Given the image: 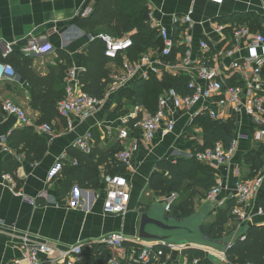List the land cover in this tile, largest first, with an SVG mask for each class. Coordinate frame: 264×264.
Instances as JSON below:
<instances>
[{
    "label": "crops",
    "instance_id": "crops-1",
    "mask_svg": "<svg viewBox=\"0 0 264 264\" xmlns=\"http://www.w3.org/2000/svg\"><path fill=\"white\" fill-rule=\"evenodd\" d=\"M96 0H0V61L8 54L23 53L26 46L52 44L54 50L30 57L32 69L41 76H46L52 66L62 62L58 50L68 52L74 66H82L79 54L86 50L90 41L102 31L116 35L106 26L95 30L81 29L73 21ZM142 8L152 10L155 18L170 30L173 28L172 16L187 13L193 9V26L189 29L191 48L195 55L201 53L200 42L206 40L212 48L231 47L235 27L247 26L254 32L264 33V0H142ZM225 25L224 31L216 32L219 25ZM124 36H131L125 33ZM11 49V51H9ZM259 52H263L259 48ZM250 54L249 46H244L236 55L244 58ZM120 61H110L107 68L111 77L123 72V57ZM233 58L222 55V62L230 66ZM264 77V76H263ZM157 78V77H156ZM160 79V78H158ZM161 77L160 80H162ZM231 82L234 83V80ZM132 85V84H131ZM129 85V86H131ZM128 87V86H127ZM111 93L105 104L92 116L82 118L77 114L69 119H57L53 122V133L35 132L41 139H46L47 148L39 144L27 158L25 142L17 147L11 145L10 137L17 130H24L18 116L6 113L2 104L6 99L12 100L25 110L33 124H37L40 112L32 106V89L23 75L16 71L12 78L0 81V264H24V254L33 244L48 243L56 249L66 250L78 242L97 244L106 234L122 232L126 237L138 236L142 209L159 202L171 206L180 205L190 196L191 190H197L194 197L195 212L205 211L206 223L213 222L220 208H228L234 199L240 170L242 179L263 178L260 194L248 208V220L241 223L234 216L227 224L226 234L230 238L242 239L246 228L252 225H264V144L255 139L254 118L246 112V106L239 112H232L237 121L235 137H238V149L230 165L214 170L215 179H222L223 188L219 196L207 200L208 192L201 185L194 184L191 190L186 185L180 192L158 195L149 186L151 176L159 171L158 163L162 160L177 162L180 158L194 157L204 145V131L207 121L197 118L191 122L186 112L173 108L176 120L175 129L163 134L158 132L153 141H147L140 126H133L145 112H151L143 104L137 105L120 92ZM109 84L106 93L109 92ZM264 97V88L261 92ZM249 100L244 97L243 105ZM212 105L211 101L199 102L194 108ZM139 113V118H132L130 137L126 146L137 142L139 147L133 152L131 166L126 169L130 185V202L124 214H109L104 211L106 198V164L99 167L100 183L97 189L86 188L78 180H73L67 169L54 179H49L48 171L58 159H62L64 168H69L75 159L69 153L76 147L77 138L88 132L93 133L92 149H108L119 143L118 129L126 116ZM223 115V110L221 111ZM221 120V119H219ZM223 121V120H222ZM32 126V125H30ZM18 138L22 136L18 134ZM99 139V142L97 141ZM98 142V143H97ZM120 144V143H119ZM6 148L8 150H6ZM77 148V147H76ZM18 160L20 166L12 171V160ZM126 168V167H125ZM212 169V168H211ZM197 173V172H196ZM199 181L206 175L200 172ZM10 174L14 184L3 179ZM146 195H156L148 202ZM235 226L232 230L230 227ZM207 257L200 264H232L227 259H215L204 250ZM53 258L59 256L57 250L51 253ZM45 257V256H43ZM162 264H190L183 251L172 250L163 259Z\"/></svg>",
    "mask_w": 264,
    "mask_h": 264
},
{
    "label": "built area",
    "instance_id": "built-area-1",
    "mask_svg": "<svg viewBox=\"0 0 264 264\" xmlns=\"http://www.w3.org/2000/svg\"><path fill=\"white\" fill-rule=\"evenodd\" d=\"M93 10V4L83 10V15H89ZM193 9L187 13L172 16L173 28L170 30L162 22L155 18L153 11L148 13V21L155 28L163 41L162 49H151L133 61L128 52L134 41L131 36L114 37L101 33V38L106 45L105 54L112 61L123 57V72L116 74L110 83L111 88L102 99L91 96L84 90L80 82L79 73L82 66H74L68 70L65 97L59 101V113L66 119L70 115L77 114L82 118L94 115L106 102L107 97L123 87H127L137 79L148 80L152 76L164 77L165 74L174 76H189V89L193 92L188 95L180 93L175 88L166 90L159 98V108L156 112H145L135 121L133 126H140L147 141H153L158 132L168 134L175 129L176 120L173 117V108L184 111L191 122L202 115H208L213 120H234L232 112L241 111L246 106V112L255 121V139L264 144V97L261 94L264 88V33L254 32L247 26L235 27L231 47L212 48L206 40L200 42L201 53L195 55L191 48L189 29L193 26ZM225 25H219L216 32H223ZM177 30V37L175 31ZM185 46L184 52L180 50ZM249 46L250 54L244 58L235 55L244 47ZM259 48L263 52H259ZM54 50L52 44L30 45L23 48L26 56L49 53ZM11 51V49L9 50ZM222 55L233 58L228 67L222 62ZM16 70L10 63L0 61V81L12 78ZM234 80V83L231 82ZM249 102L243 105V98ZM211 101L212 105L203 103L194 109L199 102ZM6 113L18 116L23 125H32L42 133H53V127L49 123L33 124L24 109L16 105L12 100L6 99L2 104ZM223 110V115L221 111ZM132 118H139V113L126 116L122 120V126L118 129V140L122 149L115 154V160L126 169L131 166L133 152L138 149L137 142L126 146L130 137V124ZM72 127V122L68 121ZM93 133L90 131L76 139L75 146L89 153L92 149ZM238 137H234L231 144L226 147L223 142H218L212 148L197 151L194 157L214 170L228 166L233 161L238 149ZM6 150H8L6 148ZM64 168L62 159L50 167L49 179H54L61 174ZM239 176L234 199L236 204L232 208V215L241 223L248 220V208L252 201L260 194L263 187V178L257 176L252 179H242L240 170H236ZM4 180L14 184L10 174L3 175ZM106 184V198L104 211L109 214H124L128 211L130 202V185L126 173L107 174L104 176ZM222 179H217L215 186L208 192L206 198L215 200L223 188ZM245 234L242 235V239ZM93 242H78L66 250L56 249L44 242L28 246L24 254V264H85L84 248L92 247ZM97 244L106 245L112 252V256L106 264H162L163 259L172 250L184 251L187 248L158 245L153 242L126 237L122 232H112L104 235ZM57 250L59 256L53 258L51 253ZM45 256V257H43ZM223 259H227L226 256ZM20 264V263H17ZM192 264H200V259H194ZM250 264V263H237Z\"/></svg>",
    "mask_w": 264,
    "mask_h": 264
},
{
    "label": "trees",
    "instance_id": "trees-1",
    "mask_svg": "<svg viewBox=\"0 0 264 264\" xmlns=\"http://www.w3.org/2000/svg\"><path fill=\"white\" fill-rule=\"evenodd\" d=\"M142 0H96L93 4L92 12L84 16L83 11L73 21V24L81 29L95 30L98 27L106 26L116 35L123 37L125 33H131L134 41L129 49L130 58L135 61L141 54L151 49H162L164 44L155 28L148 21L149 10L142 8ZM90 5V4H88ZM87 5V6H88ZM177 30L175 36L177 37ZM111 35V34H110ZM113 36V35H112ZM106 45L99 37L94 38L86 47V50L79 54V59L83 69L79 73L80 82L83 88L91 96L102 99L106 94L108 85L113 81L111 71L107 65L112 59L105 54ZM184 52L185 46L180 48ZM62 62L50 68L46 76L36 73L31 67L30 57L13 52L6 58H1L2 62L10 63L16 71H19L29 82L32 89V106L40 112L37 124L49 123L53 127V122L57 119L66 121V118L59 113L58 103L65 97L68 70L73 67V59L68 52L63 49L58 50ZM117 61H120L118 59ZM190 78L186 75L174 76L165 74L162 80L152 76L150 79H137L131 86L120 92L121 96H127L133 104L144 105L151 112H156L159 108L160 96L170 88H175L184 95L191 94L189 89ZM207 121L204 131V145L199 150L214 147L218 142H223L228 147L235 137L236 124L234 120L222 121L213 120L208 115L197 118ZM18 134L22 136L19 139ZM11 145L17 147L21 141L25 142V150L28 159H34L31 154L37 147L31 144H39L46 149V139H41L33 126L28 125L24 130H17L10 137ZM99 142V139L97 140ZM97 142V143H98ZM122 149L117 143L108 149L95 148L89 153L72 147L69 150L75 162L67 168L68 174L73 180H78L86 188L97 189L100 183V170L102 164H106L107 174L126 173L124 165H120L115 160V154ZM12 171L20 166L18 160H11ZM159 171L154 173L149 182L150 188L158 195H168L180 192L185 188V182L190 181L186 188L191 190L194 184L201 185L209 192L216 184L214 170L203 164L195 157L180 158L177 162L162 160L158 163ZM206 175L199 181L200 172ZM197 172V173H196ZM190 196L180 205H172L171 212L178 217H187L195 213L194 197L197 190H191ZM234 203L230 202L228 208H220L216 218L211 223H205L204 232L212 238L223 239L228 237L227 224L234 217L231 211ZM150 205L143 208L148 209ZM184 255L192 264L194 259L204 260L207 253L198 248H187ZM85 264H106L112 256L111 250L102 244H94L92 247L84 248ZM227 260L232 264L250 263L264 264V225H252L246 228L245 237L237 239L226 254Z\"/></svg>",
    "mask_w": 264,
    "mask_h": 264
},
{
    "label": "water",
    "instance_id": "water-1",
    "mask_svg": "<svg viewBox=\"0 0 264 264\" xmlns=\"http://www.w3.org/2000/svg\"><path fill=\"white\" fill-rule=\"evenodd\" d=\"M169 209V204L155 202L142 212L138 230L139 240L158 245L207 250L215 259L226 256L236 241L229 236L215 239L207 235L203 230L206 223L205 211L178 217L168 212Z\"/></svg>",
    "mask_w": 264,
    "mask_h": 264
},
{
    "label": "rangeland",
    "instance_id": "rangeland-1",
    "mask_svg": "<svg viewBox=\"0 0 264 264\" xmlns=\"http://www.w3.org/2000/svg\"><path fill=\"white\" fill-rule=\"evenodd\" d=\"M103 33H106V34H111L110 32H108V31H102ZM146 196H148V197H146V200L148 201V202H150V201H152L154 198H156V199H158V198H160L159 196H156V195H146ZM210 219V221H208V223H211V217L209 218ZM233 227H235L234 225L232 226V227H230L229 228V230H232V228ZM228 233H229V231H227Z\"/></svg>",
    "mask_w": 264,
    "mask_h": 264
}]
</instances>
